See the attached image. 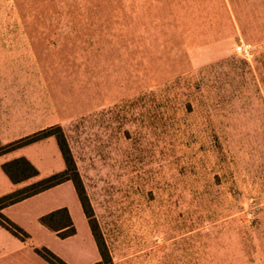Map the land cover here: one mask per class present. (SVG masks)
Returning <instances> with one entry per match:
<instances>
[{"label":"rangeland","instance_id":"obj_1","mask_svg":"<svg viewBox=\"0 0 264 264\" xmlns=\"http://www.w3.org/2000/svg\"><path fill=\"white\" fill-rule=\"evenodd\" d=\"M0 47L4 140L62 127L114 264H264V0H0ZM23 149L65 169L53 137ZM2 215L29 238L0 226V264L100 261L71 182Z\"/></svg>","mask_w":264,"mask_h":264},{"label":"trees","instance_id":"obj_2","mask_svg":"<svg viewBox=\"0 0 264 264\" xmlns=\"http://www.w3.org/2000/svg\"><path fill=\"white\" fill-rule=\"evenodd\" d=\"M52 137L55 138L57 142L65 164V169L62 172L53 174L47 178L37 179L35 182L1 197L0 226L8 230L20 240L26 241L29 236L16 224L4 217L2 215V211L7 207L46 192L63 183L71 182L74 185L83 213L88 221L92 236L95 240L100 255V261L95 264H114L109 248L95 218L93 207L90 203V199L79 174L78 167L76 165L67 137L61 126L57 125L48 127L6 145H0V156L9 154L18 149L30 146ZM2 169L10 181L15 185L23 184L29 180L36 179L40 175L38 169L24 157L4 163ZM39 222L42 226L55 233L60 239L64 240L76 235V227L67 208H60L51 213L43 215L39 219ZM36 251L50 264H67L47 248L37 249Z\"/></svg>","mask_w":264,"mask_h":264},{"label":"crops","instance_id":"obj_3","mask_svg":"<svg viewBox=\"0 0 264 264\" xmlns=\"http://www.w3.org/2000/svg\"><path fill=\"white\" fill-rule=\"evenodd\" d=\"M2 47V46H1ZM1 47H0V49H1ZM0 72H2V71H0ZM1 78V77H0ZM4 83H3V81H2V78L0 79V89H2V87L3 86H5V84L3 85ZM18 105H16V103H6L5 102V105H4V103H3V98L2 99H0V145H6V143L8 144L9 142H6V140H4V137L7 135V133L8 132H12V131H14L15 129L17 130V127H18V125H19V121H22V122H24V120H25V118H23L22 116L21 117H19V114L18 113H20V111L19 110H17V107ZM4 107V108H3ZM25 108H27V107H25ZM29 111V110H28ZM25 112H26V110H25ZM32 112V111H31ZM28 116V115H27ZM27 119H28V117H26ZM30 118V117H29ZM30 120V119H29ZM14 123V125L12 126V123ZM29 123L31 124L32 123V121H29ZM40 130H43L44 128H39ZM22 135V134H21ZM18 137H21V136H18ZM15 139V138H14ZM19 139V138H18ZM49 139H51V138H48V139H46V140H44V141H41V142H38V143H35V144H33V145H30V146H34V145H37V144H40V143H42V142H47ZM16 140V139H15ZM13 141V140H12ZM10 143H11V141H10ZM29 146H27V147H24V149L23 148H21V149H23V150H25L26 148H28ZM21 149H18V150H16V151H14V152H11V153H9V154H6V155H3V156H0V157H4L5 158V156H7L8 158H5V159H3V161H2V163L4 164V163H6V162H8V161H11V160H14V159H17V158H19V156H17V152L19 153L20 151L19 150H21ZM16 154V155H15ZM25 158V157H24ZM30 161V160H29ZM30 162H32V160L30 161ZM32 163H34L35 164V162H32ZM36 165V164H35ZM7 176V175H6ZM7 178H8V176H7ZM9 179V178H8ZM38 179H39V177H38ZM10 180V179H9ZM11 182V181H10ZM35 182V181H34ZM33 183V182H32ZM66 183H69V182H66ZM63 184H65V183H63ZM63 184H61V185H63ZM11 185H12V189H11V192H14L15 190H18V189H20V188H22V187H24V185L23 184H19V185H15V184H13L12 182H11ZM60 186V185H59ZM57 187V186H56ZM55 188V187H54ZM53 189V188H52ZM51 190V189H50ZM49 191V190H48ZM47 192V191H46ZM43 193H45V192H43ZM43 193H41V194H43ZM38 195H40V194H38ZM38 195H36V196H38ZM36 196H34V197H36ZM32 198V197H31ZM30 199V198H29ZM26 200H28V199H26ZM25 201V200H24ZM55 234V233H54ZM57 236V235H56Z\"/></svg>","mask_w":264,"mask_h":264},{"label":"built area","instance_id":"obj_4","mask_svg":"<svg viewBox=\"0 0 264 264\" xmlns=\"http://www.w3.org/2000/svg\"><path fill=\"white\" fill-rule=\"evenodd\" d=\"M238 51L244 56L249 57L250 56V47L246 45H241L238 47Z\"/></svg>","mask_w":264,"mask_h":264}]
</instances>
